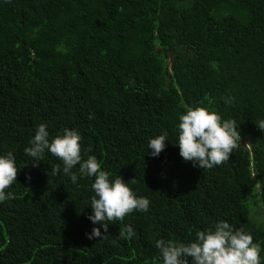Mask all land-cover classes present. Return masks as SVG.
I'll return each instance as SVG.
<instances>
[{"label": "trees", "instance_id": "trees-1", "mask_svg": "<svg viewBox=\"0 0 264 264\" xmlns=\"http://www.w3.org/2000/svg\"><path fill=\"white\" fill-rule=\"evenodd\" d=\"M188 106L236 121L227 162L202 169L179 155ZM261 120L264 0H0V156L12 151L19 169L0 202V264H162L158 239L189 243L221 220L251 233L264 264V224L246 200L254 183L264 204ZM40 124L49 141L76 130L82 159L95 155L148 211L88 239L104 234L88 219L94 177L73 183L47 151L33 167L24 149ZM164 132L153 157L148 142Z\"/></svg>", "mask_w": 264, "mask_h": 264}, {"label": "clouds", "instance_id": "clouds-1", "mask_svg": "<svg viewBox=\"0 0 264 264\" xmlns=\"http://www.w3.org/2000/svg\"><path fill=\"white\" fill-rule=\"evenodd\" d=\"M232 97L225 99L232 102ZM264 130V120L256 125ZM167 132L152 138L148 147L151 156L157 157L165 148ZM81 135L76 130L63 129L62 135H56L49 141V132L45 124H40L29 147L24 149L27 156L33 158V167L43 161L45 152L57 157L63 163L62 173L69 176L73 183L78 177H94L91 197L92 214L88 219L93 224H100L104 230L93 228L88 239L106 238L108 225L113 221H122L133 211L147 212L150 201L137 196L123 179L116 175L110 180V173L101 170V164L95 155L87 159L81 156ZM179 155L185 161H192L194 167L211 169L227 162L233 150L241 143L239 126L234 119L223 120L210 106H188L184 114L179 116L178 124ZM91 152V146L87 149ZM78 166V171H73ZM19 169L16 166L12 151L0 156V202L14 198V194L6 189L17 180ZM61 172L60 164H56L53 175ZM30 180V177H26ZM135 183V177L132 179ZM131 238L134 229L126 225L120 233ZM156 248L159 250L162 264H261V246L253 242L250 232L244 228H234L226 221L217 222L214 227L197 231L195 240L189 243H177L172 240L158 239Z\"/></svg>", "mask_w": 264, "mask_h": 264}, {"label": "rangeland", "instance_id": "rangeland-1", "mask_svg": "<svg viewBox=\"0 0 264 264\" xmlns=\"http://www.w3.org/2000/svg\"><path fill=\"white\" fill-rule=\"evenodd\" d=\"M255 184L253 183V188H249L246 194V200L249 203V211L251 216L257 221L264 224V204L260 197L254 194L256 191ZM248 206V204H247Z\"/></svg>", "mask_w": 264, "mask_h": 264}]
</instances>
